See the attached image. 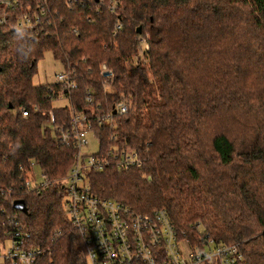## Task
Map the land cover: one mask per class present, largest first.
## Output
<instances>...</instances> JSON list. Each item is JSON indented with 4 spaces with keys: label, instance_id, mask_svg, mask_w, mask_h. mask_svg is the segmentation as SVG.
<instances>
[{
    "label": "trees",
    "instance_id": "obj_1",
    "mask_svg": "<svg viewBox=\"0 0 264 264\" xmlns=\"http://www.w3.org/2000/svg\"><path fill=\"white\" fill-rule=\"evenodd\" d=\"M115 2L111 11L113 0H0V231L16 214L43 250L35 264H84L60 192L23 186L33 166L61 177L75 150L41 111L58 123L82 111L98 148L116 133L140 158L89 171L98 195L141 212L163 207L190 239L206 231L237 242L247 264H264V0ZM39 8L33 27L19 24ZM45 51L75 69L67 104H52L57 83L31 82ZM101 62L112 70L106 87ZM120 94L128 110L111 115L113 126L97 120ZM16 198L25 212L11 206Z\"/></svg>",
    "mask_w": 264,
    "mask_h": 264
},
{
    "label": "built area",
    "instance_id": "obj_2",
    "mask_svg": "<svg viewBox=\"0 0 264 264\" xmlns=\"http://www.w3.org/2000/svg\"><path fill=\"white\" fill-rule=\"evenodd\" d=\"M115 4L113 0L111 11ZM43 11L39 8L33 19L29 12H25L19 24L33 27ZM118 27L116 23L114 29ZM143 46L146 47V43ZM99 74L104 81L103 87H106V82L112 77L111 68L101 62ZM75 75V69L70 64H63V70L57 72L51 81L59 85L56 97H66L76 87ZM89 91L86 90L88 101ZM112 108L114 113L110 111L95 118H102L113 126L111 115H120L128 110L127 97L120 94L109 110ZM19 112L23 116L27 114L22 107ZM41 113L42 123L51 125L60 143H72L75 150L70 165L61 177L51 181L41 169L37 168L36 173L33 166L23 177V186L33 191L54 186L60 192L64 214L80 237L84 264H247L237 242L216 241L208 232L201 230L190 239L174 227L163 207L141 212L119 200L98 195L88 179L89 171L110 166L125 170L138 165L140 158L137 150L124 141H118L116 133H110L106 146L99 147L95 152H81V145L86 143V131L90 130L99 142L87 114L71 111L69 120L58 123L51 111ZM1 226L0 240L2 243L8 241V245L0 248V264H35L43 250L28 242L22 220L16 214H10ZM195 226L200 228L198 222ZM182 239L187 246L186 253L181 251Z\"/></svg>",
    "mask_w": 264,
    "mask_h": 264
},
{
    "label": "rangeland",
    "instance_id": "obj_3",
    "mask_svg": "<svg viewBox=\"0 0 264 264\" xmlns=\"http://www.w3.org/2000/svg\"><path fill=\"white\" fill-rule=\"evenodd\" d=\"M62 70H63V64L59 60L55 59L50 51H45L42 54V56L36 60L35 70L32 74L31 82L33 84L51 82L54 80V75ZM52 104L64 105L67 104V100L65 97L59 95L58 97L52 100ZM85 139H86V143L81 145L80 148L81 152H85V153L95 152L98 149V143L90 130L86 131ZM34 171L37 173V167H34ZM7 245H8V241L5 240L2 243V241L0 240L1 249L3 246L7 247ZM180 245H181L182 253H186L187 246L183 239Z\"/></svg>",
    "mask_w": 264,
    "mask_h": 264
},
{
    "label": "water",
    "instance_id": "obj_4",
    "mask_svg": "<svg viewBox=\"0 0 264 264\" xmlns=\"http://www.w3.org/2000/svg\"><path fill=\"white\" fill-rule=\"evenodd\" d=\"M135 30L137 32H139L140 31V25H137L136 28H135ZM9 107H10V104H9ZM114 112H115V110H114V108H112L111 109V113H114ZM11 206L13 208H15V209H18V210L22 211V212H25L26 211L25 204H24L23 200L20 199V198L13 199L11 201Z\"/></svg>",
    "mask_w": 264,
    "mask_h": 264
}]
</instances>
